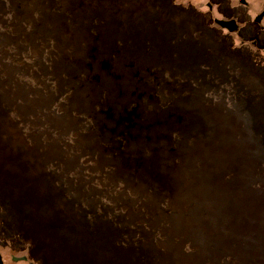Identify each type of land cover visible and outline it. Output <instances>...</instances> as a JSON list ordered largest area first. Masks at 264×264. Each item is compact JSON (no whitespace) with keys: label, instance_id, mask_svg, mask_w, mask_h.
<instances>
[{"label":"rangeland","instance_id":"rangeland-1","mask_svg":"<svg viewBox=\"0 0 264 264\" xmlns=\"http://www.w3.org/2000/svg\"><path fill=\"white\" fill-rule=\"evenodd\" d=\"M214 15L0 0V227L37 264H264V48Z\"/></svg>","mask_w":264,"mask_h":264},{"label":"flooded vegetation","instance_id":"flooded-vegetation-1","mask_svg":"<svg viewBox=\"0 0 264 264\" xmlns=\"http://www.w3.org/2000/svg\"><path fill=\"white\" fill-rule=\"evenodd\" d=\"M203 8L215 13L211 21L218 27L264 48V0H203ZM6 230L0 227V239L5 236L2 244L6 246V241L10 240L8 249L4 253L0 251V264H37L34 254L22 248L24 236L18 231L20 237L8 238L9 230Z\"/></svg>","mask_w":264,"mask_h":264}]
</instances>
